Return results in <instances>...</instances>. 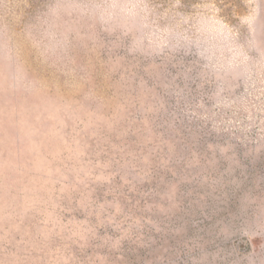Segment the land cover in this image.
I'll return each instance as SVG.
<instances>
[{"label": "rangeland", "instance_id": "obj_1", "mask_svg": "<svg viewBox=\"0 0 264 264\" xmlns=\"http://www.w3.org/2000/svg\"><path fill=\"white\" fill-rule=\"evenodd\" d=\"M0 264H264V0H0Z\"/></svg>", "mask_w": 264, "mask_h": 264}, {"label": "trees", "instance_id": "obj_2", "mask_svg": "<svg viewBox=\"0 0 264 264\" xmlns=\"http://www.w3.org/2000/svg\"><path fill=\"white\" fill-rule=\"evenodd\" d=\"M162 1V0H161Z\"/></svg>", "mask_w": 264, "mask_h": 264}]
</instances>
